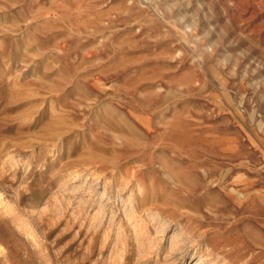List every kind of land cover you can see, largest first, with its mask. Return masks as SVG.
Listing matches in <instances>:
<instances>
[{
	"label": "rangeland",
	"instance_id": "374dc122",
	"mask_svg": "<svg viewBox=\"0 0 264 264\" xmlns=\"http://www.w3.org/2000/svg\"><path fill=\"white\" fill-rule=\"evenodd\" d=\"M0 264H264V0H0Z\"/></svg>",
	"mask_w": 264,
	"mask_h": 264
}]
</instances>
